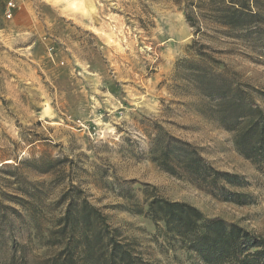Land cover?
Returning a JSON list of instances; mask_svg holds the SVG:
<instances>
[{
  "label": "rangeland",
  "instance_id": "374dc122",
  "mask_svg": "<svg viewBox=\"0 0 264 264\" xmlns=\"http://www.w3.org/2000/svg\"><path fill=\"white\" fill-rule=\"evenodd\" d=\"M13 1L8 18L9 0H0V188L14 181L15 170L6 165H20L28 180L50 183V199L79 186L156 264L205 263L180 248L163 223L133 211L151 192L264 235L261 170L237 151L233 132L186 104L195 96L175 80L178 60L195 58L202 46L264 91V58L253 44L209 20L196 33L175 0ZM166 130L198 146L215 168L244 175L248 184L237 189L251 193L254 203L223 201L162 169L149 151L154 136ZM43 157L62 170L36 172Z\"/></svg>",
  "mask_w": 264,
  "mask_h": 264
},
{
  "label": "trees",
  "instance_id": "16d2710c",
  "mask_svg": "<svg viewBox=\"0 0 264 264\" xmlns=\"http://www.w3.org/2000/svg\"><path fill=\"white\" fill-rule=\"evenodd\" d=\"M175 1L196 33L199 23L209 20L224 28L222 33L245 37L264 58V0ZM175 72L180 89L195 96L186 104L233 132L237 151L264 177V109L256 98L258 91L264 99V91L256 90L202 46L195 58L178 60ZM149 153L166 172L190 178L223 201L254 203L251 193L237 189L248 184L244 175L215 168L198 146L167 130L154 136ZM9 166L15 170L14 181L0 188L1 264H156L138 252L134 241L121 235L79 186L70 184L50 199V183L28 180L20 165ZM56 169L52 158L43 157L35 171L55 175L62 170ZM126 196L133 198L130 192ZM133 211L155 224L163 223L166 234L180 248L196 253L205 264H264L263 234L220 216L209 217L188 201L151 192L146 205L134 206ZM33 246L44 250L33 252Z\"/></svg>",
  "mask_w": 264,
  "mask_h": 264
},
{
  "label": "built area",
  "instance_id": "2783aa9c",
  "mask_svg": "<svg viewBox=\"0 0 264 264\" xmlns=\"http://www.w3.org/2000/svg\"><path fill=\"white\" fill-rule=\"evenodd\" d=\"M16 4L13 0L9 1L7 4V17L11 18L13 16V10L15 9ZM51 50H53V47L50 48Z\"/></svg>",
  "mask_w": 264,
  "mask_h": 264
},
{
  "label": "crops",
  "instance_id": "0c3cea01",
  "mask_svg": "<svg viewBox=\"0 0 264 264\" xmlns=\"http://www.w3.org/2000/svg\"><path fill=\"white\" fill-rule=\"evenodd\" d=\"M10 1V0H9Z\"/></svg>",
  "mask_w": 264,
  "mask_h": 264
}]
</instances>
